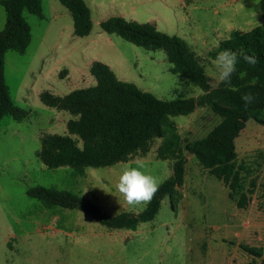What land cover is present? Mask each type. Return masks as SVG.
<instances>
[{"label":"rangeland","instance_id":"1","mask_svg":"<svg viewBox=\"0 0 264 264\" xmlns=\"http://www.w3.org/2000/svg\"><path fill=\"white\" fill-rule=\"evenodd\" d=\"M85 2L93 20L89 36H74L72 16L59 0H42V19L24 13L32 29L29 48L24 54L6 55L10 94L28 115L21 121L6 116L0 122V264H259L242 248L264 252V126L253 120L236 140L237 164L244 168L243 189L255 185L246 209L237 208L229 189L187 152L185 184L176 209L166 198L154 220L136 230H111L77 209L47 207L27 195L32 188H53L88 199L111 216L140 213L147 205L131 207L116 190L125 165L136 166L141 159L144 170L160 184L172 176L173 162L157 159L159 139L145 157L87 168L83 175L70 167L49 169L38 157L42 138L69 135L67 123L74 118L45 106L40 94L51 91L65 96L96 85L90 73L95 60L109 65L120 80L162 100L197 98L204 93L170 71L163 51H149L108 35L101 22L123 17L184 39L200 57L208 82L214 79L210 52L233 31L249 32L264 23V0ZM0 12L3 31L7 15L3 7ZM56 14L60 20L54 22ZM65 70L84 75L69 82ZM221 120L207 107L174 118L184 141L204 138Z\"/></svg>","mask_w":264,"mask_h":264},{"label":"trees","instance_id":"2","mask_svg":"<svg viewBox=\"0 0 264 264\" xmlns=\"http://www.w3.org/2000/svg\"><path fill=\"white\" fill-rule=\"evenodd\" d=\"M59 1L72 16L74 36H89L93 20L85 0ZM0 6L7 14L5 27L0 32V122L6 116L21 121L28 112L18 107L10 94L5 77L6 55L11 51L19 54L27 51L32 30L24 13L42 19L43 4L42 0H0ZM100 25L108 35H116L149 51H163L171 64L170 71L188 79L204 93L197 98L162 100L120 80L109 65L95 61L90 66V73L96 79V85L65 96L51 91L40 94L45 106L68 112L74 118L67 123L69 135L54 134L42 138L38 157L49 169L70 167L77 175H83L87 168L110 167L145 157L159 139L157 159L173 162L172 176L160 184L154 199L140 213L121 212L111 216L88 199L53 188H32L27 195L47 207L77 209L111 230H136L140 224L154 220L166 198H170L172 209H176L182 199L180 189L185 184L187 152L229 189V198L237 208L246 209L255 185L253 189H243L241 171L244 168L237 164L236 140L249 121L264 126V23L249 32L233 31L209 54L215 58L218 52L230 49L258 57L256 65L242 59L237 64L231 84L238 91H232L224 83L217 87L210 85L205 66L188 42L160 32L153 24L116 16ZM249 92L256 94L257 100L245 108L241 97ZM206 107L222 118L221 123L202 139L184 141L174 118L191 115L198 108ZM242 248L260 260L259 264H264L262 250Z\"/></svg>","mask_w":264,"mask_h":264},{"label":"clouds","instance_id":"3","mask_svg":"<svg viewBox=\"0 0 264 264\" xmlns=\"http://www.w3.org/2000/svg\"><path fill=\"white\" fill-rule=\"evenodd\" d=\"M241 59L251 65H256L259 62L258 57L246 54L243 50L239 53L230 49L218 52L211 62L214 69L212 73L214 79L209 82L212 84L224 83L232 91H238L232 86L231 78L237 71V64ZM241 99L244 107L247 108L256 102L257 95L249 92L242 95ZM135 165H125L116 183L117 192L124 202L131 207L151 203L160 187V181L144 170L145 165L141 159L138 158Z\"/></svg>","mask_w":264,"mask_h":264},{"label":"crops","instance_id":"4","mask_svg":"<svg viewBox=\"0 0 264 264\" xmlns=\"http://www.w3.org/2000/svg\"><path fill=\"white\" fill-rule=\"evenodd\" d=\"M43 4V3H42ZM2 6H0V8H1ZM4 8V7H3ZM5 9V8H4ZM5 12H6V10H5ZM59 12V11H58ZM26 13V12H25ZM28 13V12H27ZM7 15V14H6ZM32 15V14H31ZM1 16H3V14L0 12V18H1ZM35 16V15H34ZM25 17V16H24ZM27 20H28V18H27ZM58 20H60L59 19V17H58V15L56 14L54 17H53V21L54 22H57ZM4 21H6V19H5V16H4ZM6 24V23H5ZM0 28H1V21H0ZM32 30V29H31ZM1 32V31H0ZM31 41H32V39H31ZM31 44V43H30ZM29 48V47H28ZM11 52H13V51H11ZM8 53H10V52H8ZM7 53V54H8ZM17 53V52H16ZM95 61H98V60H95ZM95 61H93V62H95ZM92 62V63H93ZM91 63V64H92ZM90 64V65H91ZM89 65V66H90ZM112 69V68H111ZM84 72H81V73H73V72H69L68 70H65L64 72H63V74L65 75V77H67V79H68V81L69 82H73V81H75V79H77V78H82L83 77V74ZM61 76H62V74H61ZM78 80H76V82H77ZM54 93V92H53ZM54 94H56V93H54ZM58 95V94H57Z\"/></svg>","mask_w":264,"mask_h":264}]
</instances>
